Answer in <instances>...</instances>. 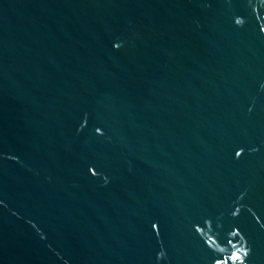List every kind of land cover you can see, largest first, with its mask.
Returning a JSON list of instances; mask_svg holds the SVG:
<instances>
[{"label": "water", "instance_id": "1", "mask_svg": "<svg viewBox=\"0 0 264 264\" xmlns=\"http://www.w3.org/2000/svg\"><path fill=\"white\" fill-rule=\"evenodd\" d=\"M0 264H264V0H0Z\"/></svg>", "mask_w": 264, "mask_h": 264}]
</instances>
